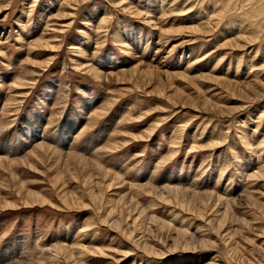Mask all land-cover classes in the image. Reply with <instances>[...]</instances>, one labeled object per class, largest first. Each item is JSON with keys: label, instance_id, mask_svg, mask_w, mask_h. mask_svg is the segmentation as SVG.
Here are the masks:
<instances>
[{"label": "rangeland", "instance_id": "374dc122", "mask_svg": "<svg viewBox=\"0 0 264 264\" xmlns=\"http://www.w3.org/2000/svg\"><path fill=\"white\" fill-rule=\"evenodd\" d=\"M0 264H264V0H0Z\"/></svg>", "mask_w": 264, "mask_h": 264}, {"label": "bare ground", "instance_id": "6f19581e", "mask_svg": "<svg viewBox=\"0 0 264 264\" xmlns=\"http://www.w3.org/2000/svg\"><path fill=\"white\" fill-rule=\"evenodd\" d=\"M177 193V192H176Z\"/></svg>", "mask_w": 264, "mask_h": 264}]
</instances>
